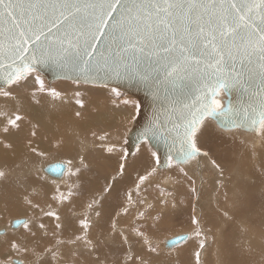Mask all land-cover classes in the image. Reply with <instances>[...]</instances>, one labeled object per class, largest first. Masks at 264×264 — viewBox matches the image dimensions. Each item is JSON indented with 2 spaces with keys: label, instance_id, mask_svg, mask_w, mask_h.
<instances>
[{
  "label": "snow or ice",
  "instance_id": "obj_1",
  "mask_svg": "<svg viewBox=\"0 0 264 264\" xmlns=\"http://www.w3.org/2000/svg\"><path fill=\"white\" fill-rule=\"evenodd\" d=\"M53 67L61 70L58 74L71 73L85 84L106 86L108 81H131L151 95L154 111L137 136L136 150L147 146L154 166L138 177V190L161 164L187 176L184 166L208 158L222 176L224 169L202 147L212 124L222 133L244 129L264 135V0H0V97L15 100V89L25 87L31 79L41 93L60 98L61 93L46 88L40 75L42 69ZM111 91L119 95L115 88ZM75 95L82 94L77 91ZM123 103L132 108L129 117L135 121L139 104L127 100ZM76 104L81 109L85 107L81 99ZM3 115V134L21 128L23 115ZM75 115L80 117L82 113L77 111ZM153 141H162L166 149L163 161L157 154L160 143ZM4 147L11 145L5 143ZM107 152H121V161L131 155L116 145L108 147ZM81 164L88 167L83 158ZM124 173L125 163H120L112 179ZM5 177V172L0 171V179ZM111 188L112 184H108L104 193ZM72 195L69 191L68 197ZM60 199L63 202L67 197L61 194ZM128 200L132 201L131 193ZM94 204L99 200L89 203L88 209L99 217ZM237 206L238 202L234 203L233 207ZM46 215L60 220L55 212ZM223 215L226 220L233 219L228 211ZM192 223L196 225L195 236H201L202 228L195 216ZM21 226L35 235L27 220L11 224L14 229ZM60 227L57 223L56 228ZM80 228L82 234L73 243L82 242L94 252L96 264H109L98 251L107 237L92 241V223L87 214ZM111 229L109 236L117 231L115 221ZM132 231L148 254L160 255L150 236L136 228ZM119 235L125 244L129 243L122 231ZM187 239L182 236L166 246ZM2 243L7 253L0 264H33L29 256L34 249L17 237ZM200 248H205V241L200 242ZM13 254L22 258H11ZM199 257L200 252H196L197 264ZM129 262L149 264V259L131 254L129 248L123 264Z\"/></svg>",
  "mask_w": 264,
  "mask_h": 264
},
{
  "label": "rangeland",
  "instance_id": "obj_2",
  "mask_svg": "<svg viewBox=\"0 0 264 264\" xmlns=\"http://www.w3.org/2000/svg\"><path fill=\"white\" fill-rule=\"evenodd\" d=\"M41 78L45 81L47 88H52V86L57 83L55 81L52 82V84H49L47 83V79H45L42 75ZM60 81L78 84L67 80H58V82ZM116 90L119 93L116 98L118 101H122V99L125 100L127 96L130 98L133 97L118 89ZM57 91L62 93V91ZM77 91L78 90H76V92ZM30 92H32V94H36L32 95V97L35 98L34 102L40 103L42 100L41 94L44 93H41L38 89L36 90V87L30 89L29 93ZM112 97L113 96H111V98ZM97 98V95L93 96L84 94L80 99L83 100L85 106H87L89 105L87 102H91L93 105L97 104ZM130 98L128 100H130ZM132 99L135 103L139 104L135 97ZM4 102L6 105L10 104V100H4L2 103L5 105ZM67 102L69 105H77L76 99H68ZM68 108L61 109L65 110ZM130 109L132 111V108ZM127 113L129 115L130 112ZM19 114L27 116L23 113ZM133 122L134 121L129 119L128 123L122 124L121 130L112 126L108 129H104V131L100 134L94 132L87 136L86 134L82 135L76 129V136L80 138L82 142L86 141L87 143H84L83 145V143L81 144V141H79L80 139H77L73 143L74 149L70 156H57L56 160L53 158L54 156L49 155L48 157L47 155H44V157H41L44 159L48 157V160L42 159L43 162L39 161V163L37 160L32 161L31 164L33 165L37 163L41 165V163L50 162H64L67 164L69 168L68 171H70L68 172L70 178L68 179V182L69 184H72L75 189H72L73 195L67 200L68 203L66 205L62 204L63 208H61L59 202L60 198L58 196V193L61 194V191L53 186V182L45 179L46 177L44 175L46 171L45 173L42 171L44 175L41 172H37L34 175L28 171H26V173L24 171L22 172L21 168L23 166V161L13 163L12 165L7 164L8 166H15L18 172H22L23 175L26 174V176L24 175V184H21V186L15 184L13 185V188L11 189L12 194L8 191H0V194H3L2 198L0 197V213L4 208H7L9 204L12 207V203L15 200L23 198L21 201L22 209L18 211V214L11 212V214L6 218H3L2 213L0 214V228L4 227L7 230V236L2 240V242L9 237L15 236L19 239V242H22V244L26 243L29 248L34 249V253L29 256V259L33 261V264H76L77 261L79 264H96L94 252L86 248L82 242L76 241L73 243V241H75V237L82 234V229L76 224L83 220L85 218V214H87L92 223L89 237L94 243L100 240L103 233L104 236L111 233V225L113 221H115L117 225V231L115 235H112L114 237L113 242L109 245V243L105 241L104 246L98 250L102 253H100L102 256H108L109 264H123L125 254L128 253L129 248H131V254H142L148 258L149 264H197L196 252H200V264H264V250H262V248L264 249V215H260L264 214V212L259 215L256 214V205L257 207H260L257 203L259 199L262 198L261 192L263 190L264 182H256L255 179L251 177L253 175L243 176L244 181L239 187L240 191L236 193L232 199L234 198L236 201L238 200L237 202L239 205H242L244 201L251 202V210L254 211V215H239L240 213H237L238 215H232L233 219H235L234 221L233 219L226 220L223 212L221 213L220 208H222L223 199V195H221L223 187V181L221 180L222 176H219L220 173L218 172V169L210 164L211 162L208 158H204L205 160L201 159L199 163L193 161L184 166L185 171L188 174L187 176H184L174 168H168L167 170L162 171H158L156 169V171L149 177L148 181L142 184L138 190L136 188L138 177L151 171L154 166V161L149 154L147 163L142 169L143 173L138 175L134 174L139 169V167L136 166L137 155L140 152L149 153L147 146L141 145V150L139 152L136 150L132 158L128 161L120 160L121 152H117L115 155H111L107 152V148L112 145H116L119 149L126 150L125 141L131 127L133 126ZM215 129V124H212L210 130L214 134ZM233 133L236 135V144H240L242 154L244 150L256 149L255 146L251 145L245 138H243L244 133L242 135V132L239 130L233 131ZM217 134L218 136H222V133L218 131ZM100 137H104V139L101 140ZM26 141L29 142L30 140L27 139ZM211 146L215 149L217 145L215 142H212ZM63 153L64 152H61V154ZM215 154V151L213 154L209 152L211 160L216 161ZM81 158H83L84 163L88 165L87 168H84L81 164ZM262 159H264V155ZM120 163H125V173L123 176H117L116 179L113 180L112 178L116 176ZM216 163L221 166L219 162L216 161ZM241 165L248 167L247 162L242 163ZM0 168L3 167L0 166ZM77 169H79L78 172ZM3 170L1 169L0 171ZM34 171L35 170L32 172ZM27 172L29 175H27ZM237 172H240V170ZM234 174H236V172ZM65 175L67 182L68 175ZM230 176L233 177L231 174ZM49 177L53 178L51 175ZM166 178H170L173 182H165ZM41 181H43V184L47 188L46 205L39 201L36 194H33L34 196L31 198V193L33 191L32 189H29V186L26 188L30 182L31 184L35 182L34 185H38V183H42ZM252 183H258L260 186L250 185ZM108 184H112V188L105 194L104 188ZM193 188L196 189L195 192L192 191ZM65 190H67L66 194H68L69 190ZM137 192H139L138 195ZM161 192L164 193L163 196H161ZM129 193L132 195L131 202L128 200ZM102 195L103 198L101 199ZM11 196H15V198H12ZM226 197L227 199L229 198L228 195ZM93 200H99V204H94L96 211H99L100 214L104 213V211L106 212V216H104L103 220L102 218L100 219L101 215L97 217L94 215L92 210L88 209V204L92 203ZM260 203L264 204V198L260 200ZM59 205L60 210L64 214L59 211ZM10 206L7 210L11 209ZM46 206L49 207L48 210L50 211L48 212L55 209L54 212L59 215L60 220L62 218L66 221V224H63V222L61 223L63 227L66 225V228H56V224L61 221H56L54 217L46 215ZM68 207L73 208L75 211L71 210V212H66ZM240 208L238 210H240ZM125 209H127V212H125ZM72 211L79 214L72 215ZM31 212L34 213V215H32ZM141 212L144 213L143 217L140 216ZM193 216H195L200 222L202 235L197 237L196 242L193 244L196 249L198 248L197 251L192 249V253H189L188 250L190 247H187L186 245L193 237L192 235H195L194 230L196 228V225H193L192 223ZM22 218L29 221V226L32 232H35L34 236L26 231L22 226L17 229H11L9 227L11 220ZM39 220L48 221L51 229H47L48 232H45L40 228L39 232H37L38 224L36 222ZM243 225L246 227V230H243ZM106 228L110 230V232L108 231L109 234L105 231ZM133 228L139 229L151 237L153 243L158 245V251L160 253L159 256L148 254L146 252L142 240L132 231ZM209 229H211V231H208ZM242 230L245 231V234L248 231H250L251 234L253 233L252 235H254L255 239H251L248 233V239L242 237ZM19 231H25L26 233L22 236L15 235ZM121 231L125 236H127L129 243L125 244L123 242V237L119 235ZM68 232H71V236H68ZM259 233H262V236ZM27 234H30L32 238H34V241H31L30 236ZM183 234H190V238L182 244L180 243L173 247H168L166 246L167 244L165 245L167 239ZM205 234L207 237L206 239ZM118 235L119 240H122L121 245H117L116 238ZM201 241H205V248L203 249L200 248ZM37 244L42 247L41 250L38 249L36 246ZM2 245L4 244H0V246ZM116 247L117 251H115ZM123 247H126V249ZM49 249H51L52 252L48 251ZM214 249L216 251L218 250V254L217 252H214ZM5 253H7L5 250L0 249V260L4 259ZM53 253H55V257H59V255L64 256L55 261ZM182 253L187 254V259H184ZM47 255L49 259H46ZM11 258L19 260L22 257L15 256V254H13ZM129 264H131V262H129Z\"/></svg>",
  "mask_w": 264,
  "mask_h": 264
},
{
  "label": "bare ground",
  "instance_id": "obj_3",
  "mask_svg": "<svg viewBox=\"0 0 264 264\" xmlns=\"http://www.w3.org/2000/svg\"><path fill=\"white\" fill-rule=\"evenodd\" d=\"M56 82L57 83L54 86H52V88H49V87L48 88L49 89H57L59 91H62L60 98L54 99L50 95L44 93V94H41V97H42L41 102L35 103L34 102L35 98L32 97L33 94H32V92L29 93V90L32 89L33 87H36V90H37L38 85H36L34 83V81H32L31 79L27 82L25 87L15 89L16 99L10 100V104L7 103L8 105H6V103L4 102L5 103V105H4L2 102L5 99L3 97H0V129H2L4 123L6 122V117L3 115V113H5V112H7L9 114L23 113V114L27 115V116L23 115L24 120H23L22 126L19 130L11 131L9 134H3L2 131H0V141H2V143H0V166H2L4 168V170H3V168H0V170L2 169L6 174V177L4 179H0V191H8L10 194H12L11 189L13 188L14 184L18 185V186H21V184H24L25 183L24 175L26 176V174L23 175V173H22L23 171L25 173H26V171H28L29 173H33L34 175L37 172L42 173V171L45 173V168H47L49 165H52L55 163H51V162L50 163H41V165L38 163H39V161H42V159L43 160L47 159L49 157V155L54 156L53 158L56 160H57V158H56L57 156H61V155H64L65 157L70 156L73 149H74L73 143L77 139H80L75 134L76 129L82 135L86 134V136H87L90 133H94V132L97 134H100L102 131H104V129H108L112 126L118 130H121L122 124L129 122L130 118H129V115L127 112H131V109H130L131 107L126 106L123 102L125 100L131 102V101H133V99H132L133 97L130 98L129 96H127V98L125 100L122 99V101H118L116 99L118 97V96H116V93L111 91V89L113 87L99 86V85H83L81 83L80 84L79 83L78 84H71V83H67L64 81H60V82L56 81ZM47 83H49V82H47ZM49 84H52V83H49ZM76 90L81 92L82 95H84V94H89V95H93V96L97 95L98 96V98L96 100L97 104L93 105V103L87 102L89 105L85 106L83 109H81L79 107V105H73V104L69 105L67 102L68 99H76L77 100V99H80L82 96L81 95L80 97H77L75 95ZM111 96H113L112 97L113 99L111 98ZM61 97H62V99H61ZM129 98H130V100H128ZM61 108H68V109L62 110ZM92 108H93V110H92ZM77 111H80L82 113V115L80 117H77L75 115V113ZM210 127H211V125H210ZM210 127H209L208 131L206 132L205 137L203 138L202 146H203L204 150L206 149L208 152H210L212 154L214 151L216 152V154H215L216 161L219 162L221 164V167L224 169L223 175L221 177V180L223 181L222 194H221V195H223L222 196L223 199H222V208H220L221 213L228 211L230 215H234V214L238 215L237 213H240L239 215H254V211L251 210V208H252L251 202H248V201H244L243 203L241 202L242 205L238 204V206L234 208L233 205L238 200L236 201V199H234V198L232 199V197H234L236 195V193H238L240 191L239 187L244 181L243 180L244 175L245 176L253 175L251 177H253L256 182H258V183L264 182V159H262V157L264 155V135H259V136L255 135V134L252 135V134L244 133L241 131L242 135L244 133L243 138H245L248 143H250L251 145L256 147V149H254V150L253 149L244 150V152L242 154L241 150H240V144H236V135L233 132H231V133L220 132V133H222V136L221 135L218 136L216 129H215V134H214L210 130ZM84 130H86V131H84ZM33 131L36 132L35 136L31 135V133ZM27 139L30 141L27 142L26 141ZM79 141H81V139ZM212 142H215L217 145L215 149H213L211 146ZM5 143L10 144L11 147H9V148L4 147ZM82 143L84 145V143H87V142L81 141V144ZM86 145H88V144H86ZM31 149H35L36 152H33ZM37 152L43 153V155H37L36 154ZM61 152H64V153L61 154ZM149 154L150 153H147V152H140L137 155L136 166H138L139 169L134 174L138 175V174L143 173L142 169H143V166L147 163ZM44 155H47L48 157L44 159L43 158ZM41 156H43V157H41ZM258 158H259V160H258ZM34 160L38 161V163L35 165L31 164L32 161H34ZM202 160H205V159L203 158ZM20 161H23V166L21 168L22 172H18V170H16L15 166L12 167V166L7 165V164L12 165L13 163H16V162L18 163ZM246 162H247L248 167L241 165L242 163H246ZM58 163L63 164L65 166V170L63 172L62 177L55 178L54 176H52L53 178H51V177H49L50 175L48 176V174H46V173H45V175L43 173L42 174L46 177L45 178L46 180L53 182V186H55V188H58V190L61 191V194H63L64 197H67V199L63 200V202H61V199L59 201L61 208H63V205H66L68 203L67 200L69 199L68 194H66L67 190H65V189H68L69 191H71L73 193V190L75 188H73L72 184H69V182H68V179H70L68 172H70V171H68L69 168H68L67 164L64 162H58ZM33 170H35V171L32 172ZM238 170H240V172H237ZM235 172H236V174H234ZM29 173L27 175H29ZM65 174L68 175L67 182L65 179L66 178ZM230 174L233 175V177L230 176ZM220 175L221 174H219V176ZM41 182L42 183L41 184L38 183V185H34L35 182H33V184H31V182H30L26 186V188L29 186V189H32L33 192L31 193V198H32V196H34L33 194H36L38 196L39 201L46 205V203H47V201H46L47 188L43 184V181H41ZM165 182L171 183L173 181L170 178H166ZM258 183H252L250 185L260 186V184H258ZM225 192L229 196L228 199L225 196ZM61 194L58 193L59 198L61 197ZM2 196H3V194L2 195L0 194L1 198H2ZM21 197H23V196H21ZM261 197L264 198V185H263V190L261 192ZM12 198H15V196H13ZM262 198H260L258 203H257L260 207H257V205H256V209H257L256 214L257 215L264 212V204L260 203V200ZM22 199L20 198L19 200H15L12 203V207L9 204L8 207L9 206L11 207L10 210H7L8 207L4 208L3 211H1V213L3 214V218H6L8 215L11 214V212H13L14 214H18V211L20 209H22V206H21L22 205L21 204ZM239 201H241V200H239ZM60 205H59V211L62 214H64L60 210ZM71 206H72V204H71ZM30 207H31V204H30ZM242 207L244 208V211H243ZM239 208H240V210H238ZM48 209H49V207L46 206L45 207L46 212L50 211ZM71 210H74V209L71 207H68L66 212H71ZM54 211H55V209L51 212H54ZM104 213H105V215H104ZM104 213L100 214L101 215L100 219L102 218V220H103L104 216H106L105 211H104ZM78 214L79 213H75L72 211V215H78ZM32 215H34V213H32ZM72 215H69V216H72ZM260 215H264V214H260ZM14 220H17V219H13L11 221L10 225L12 224V222ZM234 220L235 219H233V221ZM60 221H61L60 223L63 222V224H66V221H64V219L61 218ZM36 223L38 224L37 232H39V230H40V227H39L40 224L44 225V228H41V230H43L45 232H48L47 229H51L50 223L48 221L39 220ZM154 224H155V222H154ZM76 225H78L80 227V222H78ZM242 228H243V230L244 229L246 230V227L244 225L242 226ZM1 229L5 230V233L7 232V230L4 227ZM153 230H154V228H153ZM243 230L241 232L242 237L248 239V234H249V237L251 239L254 238V235H252L253 233L251 234V232L248 231L247 232L248 234L247 233L245 234V231H243ZM21 231L17 232L15 235L22 236L26 233L25 231H23V232H21ZM259 234H261V236H262V233H259ZM69 235L71 236V232L70 233L68 232V236ZM183 235H187L188 239L190 238V234H183ZM192 236H193L191 238L192 240L190 239L186 245L187 247H190L188 250L189 253L191 252L192 249L195 251H197V249H198V248L196 249L195 246H193V244L197 240L196 239L197 236H195V235H192ZM106 237H107V239H105V241H107L110 245L113 242L114 237L109 236V235H107V236L102 235L100 237V239L106 238ZM257 237H258V235H257ZM168 240L169 239L166 240L165 245H166ZM24 244H26V243H24ZM254 246H252V247H254ZM262 250H264V249L262 248ZM103 251H106V250H103ZM184 251H186V250H184ZM256 251H257V249H256ZM214 252H217V254H218V250L216 251L214 249ZM99 253H101V252L99 251ZM182 256L184 257V259H187V254L182 253ZM67 257H68V255H67ZM106 257L108 258V256H106ZM70 260H72V259H70ZM108 260H109V258H108ZM186 262H187V260H186ZM76 264H79L78 261Z\"/></svg>",
  "mask_w": 264,
  "mask_h": 264
},
{
  "label": "water",
  "instance_id": "obj_4",
  "mask_svg": "<svg viewBox=\"0 0 264 264\" xmlns=\"http://www.w3.org/2000/svg\"><path fill=\"white\" fill-rule=\"evenodd\" d=\"M60 72L61 70L55 67L45 68L41 70L40 75H42L45 79H47L49 83H52L58 80H67L71 82L85 84L78 78H73V75L71 73L60 75L58 74ZM89 85H94V84H89ZM95 85L104 86L100 84H95ZM106 86L119 89L135 97L140 106V113L136 117V120L133 122V126L131 127V130L129 131L128 136L126 138L127 143L125 144V148L127 151L131 152V155L127 159L128 161L132 158V156L136 152L137 136L140 134L141 131L144 130L145 126L148 124L149 120L152 117V113L154 111V103H153L151 95L147 93L141 85H138L134 82L127 81V80L108 81ZM238 130L244 133L253 134L251 131H248V130H244V129H238ZM153 142L160 143V148L157 154L160 156L161 160L163 161L165 159L166 149L163 147L162 141H153ZM167 169L168 168L164 167L163 164H161L160 168H158L157 170L162 171V170H167ZM64 170H65V166L60 163H55L45 168L46 173L54 177H61L63 175ZM17 220L21 222L26 221L25 219H17ZM17 220H14L13 223ZM182 236L187 237V235H179L177 237L169 239L166 244H168V242L173 239L179 240V238Z\"/></svg>",
  "mask_w": 264,
  "mask_h": 264
},
{
  "label": "crops",
  "instance_id": "obj_5",
  "mask_svg": "<svg viewBox=\"0 0 264 264\" xmlns=\"http://www.w3.org/2000/svg\"><path fill=\"white\" fill-rule=\"evenodd\" d=\"M22 219H24V218H22ZM39 219H41V218H39ZM11 221H12V220H11ZM11 221H10V223H11ZM56 221H57V220H56ZM12 223H13V222H12ZM59 224L61 225V223H59ZM9 227H10L11 229H14V228L11 227V225H10ZM19 228H20V227H19ZM60 228H61V229H62V228H66V225H65L64 227H63V225H61ZM15 229H17V228H15ZM105 231H106V232H108V231L110 232V230H108V228H106ZM109 232H108V234H109ZM3 234H5V230H3V229L0 228V236L2 235L1 238H0V240H1L0 244H2V240L7 236V234H6V235H3ZM27 235L30 236V240H31V241H34V238H32V236H31L30 234H27ZM103 235H104V233H103ZM116 239H117V245H121V244H122V243H121L122 240H121V241L119 240V235L117 236ZM30 244H31V243H30ZM33 246H34V245H33ZM36 246L38 247V249H40V250L42 249V247L39 246V244H37ZM36 246H35V247H36ZM123 248L126 249V247H123ZM0 249H1V250H5V252H7V248H6L4 245L0 246ZM40 250H39V251H40ZM39 251H38V252H39ZM53 251H54V250H53ZM115 251H117V247L115 248ZM51 252H52V251H51ZM5 254H6V253H5ZM91 255H92V253H91ZM62 256H64V255H59V257H55L54 260L57 261V260L61 259L60 257H62ZM92 256H93V255H92ZM2 258H3V257H2ZM87 258H88V257H87ZM93 258H94V257H93ZM46 259H49L48 255L46 256ZM95 259H96V254H95ZM2 260H3V259H2Z\"/></svg>",
  "mask_w": 264,
  "mask_h": 264
}]
</instances>
